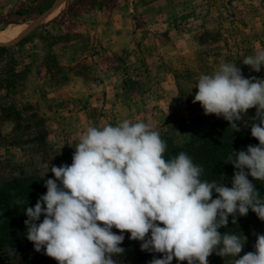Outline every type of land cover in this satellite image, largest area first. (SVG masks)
<instances>
[{"label": "rangeland", "instance_id": "374dc122", "mask_svg": "<svg viewBox=\"0 0 264 264\" xmlns=\"http://www.w3.org/2000/svg\"><path fill=\"white\" fill-rule=\"evenodd\" d=\"M18 26L20 38L0 46V264H58L30 241L6 246L26 237L24 207L46 193L51 166L72 163L89 127L144 122L166 142L165 159L185 152L203 168L200 178L233 175L222 152L237 150L223 144L234 129L192 103V86L226 62L264 79V67L257 73L242 64L264 50V0H0V32ZM255 113L248 109L237 122L246 136ZM252 182L264 198V181ZM231 220L218 231L247 237L239 258L254 251L264 222L251 210ZM129 235L117 264L162 256L141 251ZM231 261L208 257L209 264Z\"/></svg>", "mask_w": 264, "mask_h": 264}, {"label": "clouds", "instance_id": "9594fccd", "mask_svg": "<svg viewBox=\"0 0 264 264\" xmlns=\"http://www.w3.org/2000/svg\"><path fill=\"white\" fill-rule=\"evenodd\" d=\"M242 64L260 72L264 50ZM192 88V103L204 115L228 121L234 132L247 110L256 109L249 122L259 143L232 149L224 161L235 169L231 187L224 176L220 182L201 180L203 168L185 152L165 159L166 142L144 122L89 127L72 163L51 166L54 179L44 181L46 193L24 207L25 235L36 252L43 249L58 264H117L127 232L141 242V251L162 254L148 264H172L174 258L209 264L213 253L231 256V264H264V234H255L254 251L236 258L247 237L218 231L229 216L237 224L249 210L264 222V198L252 182L264 181V79L244 77L240 67L226 62L214 74H201Z\"/></svg>", "mask_w": 264, "mask_h": 264}, {"label": "trees", "instance_id": "16d2710c", "mask_svg": "<svg viewBox=\"0 0 264 264\" xmlns=\"http://www.w3.org/2000/svg\"><path fill=\"white\" fill-rule=\"evenodd\" d=\"M246 129H247L246 131H248V136H246L242 131H238V132L232 131L235 135L224 138L223 144H226V146H225L226 149H229L232 147L233 148L237 147L236 151H238V150H245L246 146H248V145H257L259 142L250 135V133H251L250 127L246 128ZM224 130L227 131L228 129H224ZM204 147H205V149L208 148L207 143H205ZM197 150H200V149H197ZM230 153L231 152H229V153L222 152V154L224 155L223 158L226 159ZM221 175L225 177L224 181L230 180V177H232V175L229 174L228 170L224 171ZM221 175L211 174L208 177L201 178V180H207L209 182H211L213 180L221 181V179H222ZM24 220H26V219L23 218V223H24ZM19 225H22V223H19ZM15 241H16L15 243H11L10 245L6 246V248L11 249L15 245L21 246V244L28 242V240L25 236H22V238H20V241H18V240H15ZM0 245H1V242H0Z\"/></svg>", "mask_w": 264, "mask_h": 264}, {"label": "bare ground", "instance_id": "6f19581e", "mask_svg": "<svg viewBox=\"0 0 264 264\" xmlns=\"http://www.w3.org/2000/svg\"><path fill=\"white\" fill-rule=\"evenodd\" d=\"M60 5V2H57L55 6H53V11L51 14H49L50 18L51 16H54L57 13L58 6ZM50 13V12H49ZM47 17V16H46ZM22 26H18L3 32H0V46H7L9 44L14 43L20 38V31Z\"/></svg>", "mask_w": 264, "mask_h": 264}]
</instances>
